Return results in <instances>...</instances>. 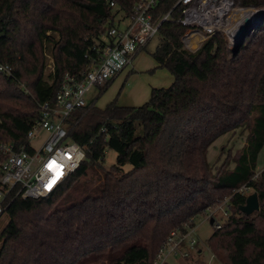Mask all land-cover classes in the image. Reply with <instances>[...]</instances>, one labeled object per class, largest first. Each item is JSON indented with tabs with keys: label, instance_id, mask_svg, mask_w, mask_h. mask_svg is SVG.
Here are the masks:
<instances>
[{
	"label": "trees",
	"instance_id": "16d2710c",
	"mask_svg": "<svg viewBox=\"0 0 264 264\" xmlns=\"http://www.w3.org/2000/svg\"><path fill=\"white\" fill-rule=\"evenodd\" d=\"M111 1L115 9L106 0H0V64L11 71L0 72V162L4 144L29 149L40 106L54 104L64 75L80 79L94 45L135 2ZM174 1H162L155 16ZM234 2L264 10V0ZM176 17L160 26L152 54L171 85L152 88L139 107L115 98L104 109L95 101L73 113L68 134L85 158L51 195L10 203L0 264H152L172 232L188 237L195 218H207L206 210L224 200L228 216L206 241L213 257L264 264V171L254 178L264 147V19L236 48L214 35L191 53ZM46 43L54 45L51 84ZM235 127L247 130L246 148L214 169L208 150ZM106 149L116 153L108 169ZM242 187L258 198L259 210L248 216L239 210L247 198Z\"/></svg>",
	"mask_w": 264,
	"mask_h": 264
},
{
	"label": "built area",
	"instance_id": "2783aa9c",
	"mask_svg": "<svg viewBox=\"0 0 264 264\" xmlns=\"http://www.w3.org/2000/svg\"><path fill=\"white\" fill-rule=\"evenodd\" d=\"M106 1L111 9L116 8L113 1ZM162 1L135 0L129 17L121 16L113 26L108 27L102 42L94 45L90 65L80 79L68 74L63 76L54 104L40 106V118L27 133L29 149L15 147L11 143L1 146L4 159L0 162V219L16 198H45L78 169L85 152L69 137L68 121L71 116L95 102L101 91L133 64L136 56L155 39L160 26L170 21L173 13H177L176 23L185 29L181 37L182 47L191 53L199 50L214 35L222 36L228 48H234L249 31V25L262 14L238 7L234 0H175L166 13L156 17ZM126 20L129 21L127 25ZM84 57L89 58V55ZM49 67L53 74V63ZM0 72L11 74L10 69L1 64ZM40 133H44V138L35 149L30 141ZM257 176L256 173L254 178ZM243 189L248 188L242 187L238 192L243 194ZM227 208L219 209L221 218L228 216ZM206 212L208 219L213 218L214 228L220 229L222 223L215 216L217 210L208 208ZM186 237L172 232L152 264H167L170 259L177 258L188 259L195 241L189 240V250H186L183 247Z\"/></svg>",
	"mask_w": 264,
	"mask_h": 264
},
{
	"label": "rangeland",
	"instance_id": "374dc122",
	"mask_svg": "<svg viewBox=\"0 0 264 264\" xmlns=\"http://www.w3.org/2000/svg\"><path fill=\"white\" fill-rule=\"evenodd\" d=\"M248 9L262 13L257 16L254 23L249 25V34L252 35L264 19V10L251 7ZM120 17L121 15L115 16L116 21ZM124 20L125 19H123L121 23ZM128 23L129 21L126 20L125 24L127 25ZM54 39L57 41L58 37L54 36ZM157 42V39H153L147 45L146 49L136 56L132 66L126 68L111 82L106 90L102 92L95 102V105L98 108L104 109L106 105L112 102L115 98L119 106L139 107L149 100L152 88L168 86L172 82L173 77L166 69L156 67L152 54L156 50ZM53 46L54 45L52 43H46L43 47L45 63L44 77L49 84L52 83V79L50 78L52 75L51 68L49 66H51L53 63ZM247 135V130L241 127H235L222 137L215 140L208 150L207 159L209 164L215 169L226 158V156L227 158L237 157L240 152L246 148ZM43 138L44 133H40L33 137L30 141L31 146L35 149L38 148ZM218 157L219 161L217 162ZM115 160L116 153L112 150L106 149L103 167L108 169L110 166L115 164ZM123 169L129 170L130 166L126 165ZM262 171H264V147L257 156L255 174H259ZM80 184H82V181ZM252 193L254 192L250 189H243V194L246 197ZM224 206H227L225 202L219 206L210 207L211 211L217 210L215 216L220 223H223V220L220 219V214L222 212L219 211V209ZM6 222L7 216L4 215L0 219V230L6 224ZM213 231L214 226L211 224L210 219L206 218V215L197 216L194 220V228L189 231L190 233L187 237L186 243L183 245L186 250H189L187 247V241L191 239L195 241L194 249L189 250L192 251L191 256L186 260H179L178 258L172 259L169 261V264H220L213 257L210 249L206 245V241Z\"/></svg>",
	"mask_w": 264,
	"mask_h": 264
},
{
	"label": "water",
	"instance_id": "95a60500",
	"mask_svg": "<svg viewBox=\"0 0 264 264\" xmlns=\"http://www.w3.org/2000/svg\"><path fill=\"white\" fill-rule=\"evenodd\" d=\"M249 35V31L244 33L242 36V40ZM241 42V41H240ZM239 42V43H240ZM238 43V44H239ZM238 44L234 47L236 48ZM239 210L245 215H251L252 213L259 210V203L256 193H252L246 198L245 204L239 207ZM211 224L213 223V219H210Z\"/></svg>",
	"mask_w": 264,
	"mask_h": 264
},
{
	"label": "crops",
	"instance_id": "0c3cea01",
	"mask_svg": "<svg viewBox=\"0 0 264 264\" xmlns=\"http://www.w3.org/2000/svg\"><path fill=\"white\" fill-rule=\"evenodd\" d=\"M139 54H140V53H139ZM155 64H156V67H157V63H156V62H155ZM131 66H132V65H131ZM111 82H112V81H111ZM111 82H110V84H111ZM172 82H173V80H172ZM172 82H171V83H172ZM171 83H170L168 86H170V85H171ZM110 84H109V85H110ZM168 86L159 87V88H165V87H168ZM107 87H108V86H107ZM105 90H106V88L104 89V91H105ZM100 95H101V94H100ZM169 263H170V262H169ZM169 263H168V264H169Z\"/></svg>",
	"mask_w": 264,
	"mask_h": 264
}]
</instances>
